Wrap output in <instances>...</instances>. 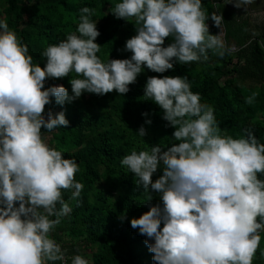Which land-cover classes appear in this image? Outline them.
<instances>
[{
  "label": "clouds",
  "instance_id": "9594fccd",
  "mask_svg": "<svg viewBox=\"0 0 264 264\" xmlns=\"http://www.w3.org/2000/svg\"><path fill=\"white\" fill-rule=\"evenodd\" d=\"M230 2L247 9L252 0ZM79 12L76 31L42 51L43 67L0 18V264H68L51 233L71 211L64 191L79 202L84 186L75 178L77 161L42 134L70 123L64 110L53 114L46 105H64L85 91L122 95L145 67L164 73L175 63L207 61L209 50L221 57L229 51L206 23L211 17L219 28L222 14H207L202 0H117L114 16L136 24L124 46L131 52L126 58L102 59L95 9ZM69 74L71 94L63 84L45 87L46 80ZM143 96L160 106L175 141L133 149L120 160L146 200L153 192L158 196L130 219L146 237L153 264H253L264 231V179L258 176L264 174V143L251 131L235 138L222 134L214 107L201 102L186 76H149ZM136 132L146 135L143 125ZM158 168L162 174L153 179ZM70 264L90 261L75 254Z\"/></svg>",
  "mask_w": 264,
  "mask_h": 264
},
{
  "label": "trees",
  "instance_id": "16d2710c",
  "mask_svg": "<svg viewBox=\"0 0 264 264\" xmlns=\"http://www.w3.org/2000/svg\"><path fill=\"white\" fill-rule=\"evenodd\" d=\"M230 0H202L207 14H222L224 20L218 28L211 17L206 23L209 31L222 36L229 51L218 56L209 50L207 61L189 64L175 63L172 69L157 73L145 67L129 91L119 94L115 90L98 95H82L58 105H46L53 114L64 110L69 125L51 132L42 129L46 141L62 150L65 158H74L79 164L75 178L83 184L80 197L64 198L71 211L60 218L52 237L61 245L65 260L70 264L75 254L88 252L90 264H153V254L144 243L146 237L131 226L130 219L138 217L155 203L136 177L121 165V158L133 149L139 151L159 143L167 147L174 143L172 126L162 118L160 106L143 96L144 84L149 76H186L193 92L199 93L201 102L214 107L222 134L234 138L251 131L264 143V19L252 21L242 11L227 7ZM117 0H0V18L6 19L23 43L28 45L33 63L43 67L41 55L49 44L75 32L83 6L95 9L101 45L98 55L102 59L126 58L131 52L124 50L126 40L136 32L135 20L125 21L111 12ZM172 38H165L164 46ZM234 47V50L231 49ZM48 79L45 87L63 84L71 94L70 78ZM256 92L254 103L246 97ZM147 113L148 115H142ZM150 119L151 123L145 121ZM143 125L142 138L136 130ZM162 174L158 168L156 179ZM264 179V174H258ZM151 191V190H149ZM123 215V219L121 216ZM253 264H264V231ZM49 264H63L62 261Z\"/></svg>",
  "mask_w": 264,
  "mask_h": 264
},
{
  "label": "water",
  "instance_id": "95a60500",
  "mask_svg": "<svg viewBox=\"0 0 264 264\" xmlns=\"http://www.w3.org/2000/svg\"><path fill=\"white\" fill-rule=\"evenodd\" d=\"M227 7L231 10H237V11H257L260 9H264V0H252V2L247 6V9H245L243 6L236 7L233 2H228Z\"/></svg>",
  "mask_w": 264,
  "mask_h": 264
},
{
  "label": "rangeland",
  "instance_id": "374dc122",
  "mask_svg": "<svg viewBox=\"0 0 264 264\" xmlns=\"http://www.w3.org/2000/svg\"><path fill=\"white\" fill-rule=\"evenodd\" d=\"M248 13L249 14H246V15H249L252 21L253 20L259 21V20L264 19V9H261L259 12H258V10L257 11H250V12L248 10ZM82 255H84L88 259L89 255H91V254L88 251V252H83ZM89 261H90V259H89Z\"/></svg>",
  "mask_w": 264,
  "mask_h": 264
},
{
  "label": "crops",
  "instance_id": "0c3cea01",
  "mask_svg": "<svg viewBox=\"0 0 264 264\" xmlns=\"http://www.w3.org/2000/svg\"><path fill=\"white\" fill-rule=\"evenodd\" d=\"M260 10H261V9H260ZM260 10H258V12H259ZM250 11H251V10H249V12H250ZM242 12H243V11H242ZM243 13H244V14H249L248 11H244Z\"/></svg>",
  "mask_w": 264,
  "mask_h": 264
},
{
  "label": "built area",
  "instance_id": "2783aa9c",
  "mask_svg": "<svg viewBox=\"0 0 264 264\" xmlns=\"http://www.w3.org/2000/svg\"><path fill=\"white\" fill-rule=\"evenodd\" d=\"M232 50H234V47H231ZM64 264V262H62Z\"/></svg>",
  "mask_w": 264,
  "mask_h": 264
}]
</instances>
